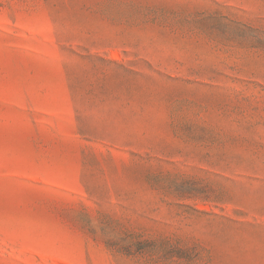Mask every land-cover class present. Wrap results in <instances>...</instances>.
Returning a JSON list of instances; mask_svg holds the SVG:
<instances>
[{
    "label": "rangeland",
    "instance_id": "obj_1",
    "mask_svg": "<svg viewBox=\"0 0 264 264\" xmlns=\"http://www.w3.org/2000/svg\"><path fill=\"white\" fill-rule=\"evenodd\" d=\"M0 264H264V0H0Z\"/></svg>",
    "mask_w": 264,
    "mask_h": 264
}]
</instances>
